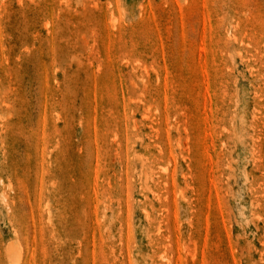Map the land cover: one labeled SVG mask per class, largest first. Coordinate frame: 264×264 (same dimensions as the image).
<instances>
[{
  "label": "rangeland",
  "instance_id": "1",
  "mask_svg": "<svg viewBox=\"0 0 264 264\" xmlns=\"http://www.w3.org/2000/svg\"><path fill=\"white\" fill-rule=\"evenodd\" d=\"M0 264H264V0H0Z\"/></svg>",
  "mask_w": 264,
  "mask_h": 264
},
{
  "label": "bare ground",
  "instance_id": "2",
  "mask_svg": "<svg viewBox=\"0 0 264 264\" xmlns=\"http://www.w3.org/2000/svg\"><path fill=\"white\" fill-rule=\"evenodd\" d=\"M115 154V153H114ZM169 236V235H168Z\"/></svg>",
  "mask_w": 264,
  "mask_h": 264
}]
</instances>
